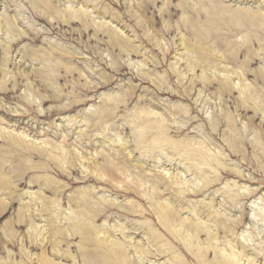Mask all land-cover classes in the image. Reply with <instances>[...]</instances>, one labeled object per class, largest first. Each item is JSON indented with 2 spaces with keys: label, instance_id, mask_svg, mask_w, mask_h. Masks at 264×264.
Segmentation results:
<instances>
[{
  "label": "rangeland",
  "instance_id": "rangeland-1",
  "mask_svg": "<svg viewBox=\"0 0 264 264\" xmlns=\"http://www.w3.org/2000/svg\"><path fill=\"white\" fill-rule=\"evenodd\" d=\"M40 1L0 0V128L11 127L15 134L24 131L30 134V138L38 139L35 140L39 141L38 145L50 142L55 149L60 146L57 150H61L62 143L66 141L65 145L70 149L72 159L69 157L67 163L60 162L41 146L17 140L9 134L0 135V264H41L36 262L41 259L45 260L44 264H117L116 260L107 257L105 251L97 247L95 242L98 240L90 235L91 232L99 235L105 230L113 235L117 233V240L126 241L124 248L129 249L128 264H148L147 261L172 264L170 258L178 255H169V251L162 246L163 253L158 251V247H153L149 226L154 220L158 221L149 216L151 209L148 198L141 192L136 193L137 186L132 185V192L125 195L118 194L107 185L94 182L93 178L91 181L87 180L83 173L86 170L81 168L79 161L82 155L75 152V148L85 156H93L91 159L99 167L104 166L103 169H113L111 160L115 158L117 165H126L127 169L130 167L134 177L137 176L136 179L138 175H143L148 186L154 182V177L160 176L162 169H171L174 174L181 175V181L185 185H181V188L190 186L191 190L199 192L197 196H189L185 200L182 197V210L185 214L188 213V208L191 210L190 204H203L205 200L204 203L210 206V197L216 199L212 211L223 213L230 220L231 217H245L253 200L264 205V27H259V32L255 31L258 33L255 37L250 36L257 41L250 47V52L245 54V48L236 52L235 46L243 42L244 35H252L254 31L245 30L246 33L239 34L240 38L237 34L229 33L230 27H234L233 17L227 15L225 20L222 19L224 13H239L246 9H250L249 13L253 15L260 11L258 5L254 6L252 0H204L205 5L198 0H75L82 3L80 5L67 3L66 0H51L52 6L45 7ZM68 5H73L77 10L82 5L86 8L91 5L95 9H88L91 18L84 16V22L83 17L81 20L75 18L71 10L65 12ZM221 6L225 8L223 13ZM204 9L208 10L207 13ZM96 10L105 13V16L98 17ZM107 23L110 25L106 26ZM8 24L16 33L14 30L13 34L8 33ZM218 30L225 36L215 38L214 32L217 33ZM198 32H201L200 35ZM203 32L210 38L203 36ZM181 34L186 35L191 44L203 42L201 45L205 48L209 45L208 48L213 50L209 53L210 59L214 60L218 71L203 61L196 63L195 58H192V62L196 67L188 68L186 53L183 58L173 61L177 49L176 40ZM157 37L163 39V45H169L168 51H164L158 44ZM198 38L199 42L196 41ZM226 38L229 39L226 47L216 49L219 42L224 43ZM119 40L129 52L121 48ZM129 43L133 44V48ZM224 57L234 59L235 62L230 64ZM250 57H255L254 61ZM246 58L250 64L245 66ZM52 67L55 72H51L54 71ZM175 69L178 71L176 75ZM216 73L221 77H217ZM203 77L209 79V83ZM226 79H230L227 80L230 82L226 83ZM166 82L169 84L166 85ZM222 85H227L226 89ZM225 119L233 121L237 132L233 134L227 128ZM43 133L48 134V137L44 138ZM157 137L162 138L161 145H158L160 142L154 143ZM228 138L234 139L238 144L232 142L234 147ZM143 141L151 144L152 149L143 148L146 145L141 143ZM133 161H138L141 165L133 168ZM189 161L194 164V172L188 169ZM164 164L166 167L162 166ZM182 171L183 174H180ZM58 172L63 176L59 177ZM117 174L125 182L127 175L123 176L120 172ZM214 176L220 178L216 186L200 192L203 187L201 180H210ZM113 186L117 187V182ZM43 189L47 191L44 193ZM248 189L256 191L255 198L230 203L224 199L229 192L244 194ZM84 190L91 191L92 197L86 195L87 199H84L80 194ZM166 193V198H171L173 202L179 197L177 192ZM111 200L116 201L110 205ZM84 202L88 208L81 211L78 206ZM39 203H43L42 206ZM132 206L139 212H132ZM74 221L83 222L82 232L76 234L71 228ZM54 223L60 226L59 233L54 234ZM122 223L125 225H121ZM246 224L235 229L237 237L242 235ZM45 231L51 233L48 235L51 236L48 243L44 240ZM148 232L150 235H147ZM155 233L164 242L174 246L165 232L164 234L157 229ZM229 234L231 233L228 232ZM256 240L252 242L254 245L251 244L250 253L258 249L257 244L264 247V235L256 237ZM127 243H142L143 256L147 254L148 260L140 262L141 255H136L132 246ZM156 254L161 256L157 257Z\"/></svg>",
  "mask_w": 264,
  "mask_h": 264
},
{
  "label": "bare ground",
  "instance_id": "bare-ground-1",
  "mask_svg": "<svg viewBox=\"0 0 264 264\" xmlns=\"http://www.w3.org/2000/svg\"><path fill=\"white\" fill-rule=\"evenodd\" d=\"M65 1V0H64ZM67 1V3H78L77 1H75V0H66ZM81 1V0H80ZM199 1V3H202V5L204 4V0H198ZM198 1H197V5H198ZM206 1V0H205ZM216 1V0H215ZM246 1V0H245ZM90 2H92V1H90ZM249 2V1H248ZM35 3V2H34ZM40 3L41 4H44V6L45 7H48V6H52L51 5V3H52V1L51 0H41L40 1ZM145 3V2H144ZM206 3V2H205ZM252 3H254V6L255 5H258V7H260L261 9H260V11H258L257 13H253V15H250V13H249V11H250V9L248 10V9H246V10H248V11H246V10H243V11H241V12H239V13H236V12H230V13H233L232 15H230V13L228 14H223V20H225V16H231V17H233V23H234V27H230V29H229V33L230 34H237V35H239V34H242L243 32H245V30L247 31V30H253L254 32V34H250L249 33V35H244V37L242 38V40H243V42H240V43H238V45H236L235 43V47H236V49H235V51L236 52H241L242 50H243V48H245V54H248L249 52H250V47L251 46H253L254 44V42L255 41H257V40H254L253 38L255 37V34H258V33H255V31H257L258 30V28L259 27H261V29H262V27H264V0H252ZM79 4V3H78ZM80 4H82V3H80ZM79 4V5H80ZM89 4V3H88ZM209 4V3H208ZM216 4H217V2H216ZM221 4H223V3H221ZM241 4V3H240ZM249 4V3H248ZM85 5V4H84ZM84 5H82V7H80L78 10L75 8V7H73V5H68L67 7H66V9H65V12H67V10L69 11V10H71V12H74V13H72V14H74V16H75V18H77V19H82V17H83V20H84V16H89L88 15V9H90V8H92V9H95V7L94 6H91V5H87V8H86V6H84ZM205 5V4H204ZM247 5V4H246ZM240 6V5H239ZM252 6H253V4H252ZM43 7V6H42ZM142 7V6H141ZM140 7V8H141ZM225 7H227V6H225ZM44 8V7H43ZM139 8V9H140ZM221 8H222V6H221ZM243 8V7H242ZM255 8V7H254ZM210 9V8H209ZM223 9V8H222ZM222 9H220V11L222 10ZM225 9V8H224ZM224 9L222 10V13H223V11H224ZM47 10V9H46ZM109 10V9H108ZM142 10V9H141ZM198 10V9H197ZM204 10H206V9H204ZM239 10V9H238ZM93 11V10H92ZM187 11V10H186ZM207 11L208 10H206V13H207ZM229 11V10H228ZM90 12V11H89ZM108 12V11H107ZM111 12H112V10H111ZM196 12V11H195ZM198 12V11H197ZM96 13H98V17H99V15H102V16H105V13H99V12H97V10H96ZM66 14V13H65ZM115 14V13H114ZM255 14V15H254ZM186 15H187V13H186ZM197 15H199V14H197ZM209 15V14H208ZM212 15V14H211ZM210 15V16H211ZM73 16V17H74ZM95 16V15H94ZM119 16V15H118ZM121 16V15H120ZM209 16V17H210ZM213 16V15H212ZM256 16V19H253V17H255ZM69 17H71V16H69ZM90 17V16H89ZM101 17V16H100ZM109 17V16H108ZM193 17V16H192ZM91 18V17H90ZM96 18V17H95ZM115 18V17H114ZM122 18V17H121ZM214 18H215V15H214ZM72 19H74V18H72ZM71 19V20H72ZM80 19V20H81ZM184 19H186V18H184ZM207 19V18H206ZM66 20H68V19H66ZM89 20V19H88ZM87 20V21H88ZM96 20V19H95ZM98 20V19H97ZM120 20V19H119ZM123 20V19H122ZM121 20V21H122ZM76 21V20H75ZM78 21V20H77ZM86 20H84V22H85ZM90 21V20H89ZM121 21H120V23H121ZM195 21V20H194ZM199 21V20H198ZM210 21V20H209ZM212 21V20H211ZM6 22V21H5ZM13 22V21H12ZM92 22H93V20H92ZM188 21H186V23H187ZM196 22H197V20H196ZM67 23H68V21H67ZM185 23V24H186ZM189 23V22H188ZM213 23V22H212ZM13 24V23H12ZM91 24V23H90ZM102 24H104V22L102 23ZM106 24V23H105ZM113 24V23H112ZM218 24H220V23H218ZM260 24V25H259ZM83 26H84V24H82ZM88 25V24H87ZM93 25V24H92ZM108 25H110V24H108L107 23V25L106 26H108ZM99 26H102V25H99ZM122 26V25H121ZM120 26V27H121ZM124 26V25H123ZM222 26V25H221ZM7 30H8V33H10V34H13V30L15 31V29H13V27L10 25V24H8L7 26ZM85 27V26H84ZM97 27H98V25H97ZM118 27V26H117ZM185 27V26H184ZM198 27H200L199 25H198ZM211 27V26H210ZM213 27V26H212ZM218 27V26H217ZM224 27V26H223ZM87 28V27H86ZM106 28V27H105ZM104 28V29H105ZM125 28V27H124ZM124 28H122V29H124ZM219 28V27H218ZM107 29V28H106ZM105 29V30H106ZM119 29V28H118ZM191 29H193V28H191ZM195 29V28H194ZM193 29V30H194ZM196 29H198L197 27H196ZM195 29V30H196ZM222 29V28H221ZM179 30H180V28H179ZM187 30V29H186ZM193 30H192V34L194 35V33H193ZM199 30V29H198ZM97 31V30H96ZM100 31H102V30H100ZM100 31H99V33H100ZM108 31H109V29H108ZM114 31V30H113ZM112 31V32H113ZM115 31H116V29H115ZM126 31H127V29H126ZM199 31H201V30H199ZM223 31H224V29H223ZM5 32H7L6 31V29H5ZM117 32V31H116ZM209 32V31H208ZM257 32H259V31H257ZM261 32V31H260ZM7 33V34H8ZM15 33H16V31H15ZM103 33H104V31H103ZM115 33V32H114ZM182 33V32H181ZM200 33L201 32H198L197 34H199L200 35ZM210 33V32H209ZM246 33V32H245ZM98 34V33H97ZM108 34H109V32H108ZM248 34V33H247ZM16 35V34H15ZM18 35V34H17ZM95 35H96V32H95ZM105 35V34H104ZM124 35V34H123ZM133 35V34H132ZM199 35H197V36H199ZM202 35L203 36H205L206 38H210V36H208V34L206 35V33L205 32H203L202 33ZM214 37L215 38H218V39H220L222 36H225V35H223L221 32H219V30H218V32L216 33V31L214 32ZM261 35H263V33L261 34ZM11 36V35H10ZM9 36V37H10ZM97 36V35H96ZM109 36V35H108ZM110 36H111V34H110ZM109 36V37H110ZM112 36H114V38H115V35L114 34H112ZM135 36V35H134ZM186 36V35H185ZM185 36H183L182 34L181 35H179L178 36V38H177V40H176V52H175V54H174V57H173V61L174 60H176V59H178V58H183L184 57V53H186L187 54V58H186V64H187V66H188V68H191V69H194L195 67H196V64L194 63V62H192V58H195L196 59V63L199 61H203L205 64H207V65H209V66H211L213 69H215V71H218V69H216V67L214 66V60L212 59H210V56H209V53L210 52H212L213 50H211V48L209 47L208 48V46L205 48V47H203L201 44L203 43H196V44H191L190 42H188V41H190L189 39H187ZM190 36V35H189ZM196 36V35H195ZM229 36H231V35H229ZM240 36V35H239ZM239 36H238V38H239ZM250 36H254L253 38H251ZM12 37H13V35H12ZM20 37V36H19ZM117 37V36H116ZM120 36H118L117 38H119ZM162 37V36H161ZM200 37V36H199ZM204 37V38H205ZM262 37V36H261ZM126 38H127V36H126ZM126 38H125V41H126ZM196 38V37H195ZM195 38H193V39H195ZM206 38H205V40H206ZM228 38H230V37H228ZM228 38H226V39H224L223 41H225L224 43H222V41L221 42H219V44L218 43H216V44H218L219 46H217L218 48H216V49H219V47H222V48H225L226 47V45L229 43V39ZM240 38H241V36H240ZM251 38V39H250ZM10 39H11V37H10ZM16 39H18V38H16ZM138 39V38H137ZM111 37H110V42H111ZM128 40V39H127ZM202 40H204V39H202ZM204 40V43L206 42ZM123 41H124V39H123ZM124 41V42H125ZM157 41H158V44L163 48V50L164 51H168L169 50V45H167V44H165V45H163L162 44V42L163 43H165L164 41H163V39L162 38H160V37H157ZM196 41H200L199 40V38H198V40H196ZM215 41V40H214ZM238 41V40H237ZM130 42V41H129ZM142 42V41H141ZM195 42V41H194ZM9 43V42H8ZM118 43L120 44V46H121V48L122 49H124L125 51H127V47H129L128 46V44H127V41H126V44H127V47L123 44V42H121L120 40L118 41ZM137 43H139V42H137ZM231 43V42H230ZM130 45H131V43H129ZM141 44V43H140ZM3 45V44H2ZM115 45V44H114ZM133 45V44H132ZM131 45V46H132ZM204 45V44H203ZM225 45V46H224ZM256 45H257V43H256ZM117 46V45H116ZM119 46V47H120ZM10 47V46H9ZM8 47V48H9ZM115 47V46H114ZM119 47H117V48H119ZM160 47V48H161ZM7 48V47H6ZM116 48V47H115ZM131 48H133V46L131 47ZM254 48H255V46H254ZM129 49V48H128ZM144 49V48H143ZM214 49V48H213ZM6 50V49H5ZM131 51V50H130ZM133 51H134V49H133ZM141 51V50H140ZM234 51V52H235ZM64 52V51H63ZM127 52H129V51H127ZM151 53V52H150ZM233 53V52H232ZM257 53V52H256ZM259 54H260V52H258ZM37 54V53H36ZM131 54H133V52L131 53ZM147 54H148V52H147ZM213 54V53H212ZM255 54V53H254ZM32 55V54H31ZM34 55V54H33ZM40 55V54H39ZM35 56V55H34ZM34 56H31V57H34ZM155 56V55H154ZM218 56V55H217ZM248 56V55H247ZM36 57V56H35ZM42 57V56H41ZM46 57H47V55H46ZM57 57V56H56ZM61 57V56H60ZM73 57V56H72ZM156 57V56H155ZM154 57V58H155ZM165 57V56H164ZM213 57V56H212ZM249 57V56H248ZM257 57V56H256ZM39 58H40V56H39ZM58 58V57H57ZM215 58V57H214ZM225 58V60H226V62H229L230 64L231 63H233V62H235V60L234 59H231V58H228V57H224ZM250 58H252V60L253 59H255V57H250ZM261 58H262V56H261ZM35 59H37V57L35 58ZM153 59V58H152ZM222 59V58H221ZM247 60H245V66H246V64H250L249 63V60H248V58H246ZM42 60V59H41ZM40 60V61H41ZM60 60V59H59ZM155 60V59H154ZM219 60H220V58H219ZM61 61H62V59H61ZM65 61V60H64ZM71 61V60H70ZM182 61V60H181ZM251 61V60H250ZM254 61V60H253ZM49 62V61H48ZM69 62V61H68ZM157 63H158V61H156ZM198 62V63H199ZM216 62V61H215ZM225 62V63H226ZM67 63V62H66ZM65 63V64H66ZM228 63V64H229ZM218 64V63H217ZM227 64V63H226ZM179 65V64H178ZM264 65V64H263ZM46 66V65H45ZM208 66V67H209ZM221 66V65H220ZM171 67V66H170ZM218 68H219V66H217ZM53 68V70H54V67H52ZM63 68V67H62ZM61 68V69H62ZM73 68V67H72ZM71 68V69H72ZM221 68V67H220ZM172 71H174V70H172ZM221 71H222V68H221ZM47 72H49V71H47ZM51 72H55V70L54 71H51ZM203 72V71H202ZM264 72V71H263ZM148 73V72H147ZM146 73V74H147ZM176 73H178V71H177V69H175V75H176ZM214 73V72H213ZM49 74V73H48ZM217 74V77L218 76H220V75H218V73H216ZM223 74H225V73H223ZM214 75V74H213ZM225 75H228L229 76V74H225ZM224 75V76H225ZM50 76V75H49ZM149 76V75H148ZM153 76V75H152ZM177 76H179V74L177 75ZM184 76V75H183ZM150 77V76H149ZM154 77V76H153ZM216 77V78H217ZM221 77V76H220ZM55 78V77H54ZM204 79H206V77H203ZM231 78V77H230ZM194 79H196V78H194ZM199 79V78H198ZM202 79V78H201ZM200 79V80H201ZM209 80V79H208ZM208 80L206 79V81H207V83H209L208 82ZM213 80V79H212ZM227 80H230V79H226V83H228V82H230V81H227ZM106 81H107V79H106ZM156 81H158V80H156ZM210 81V80H209ZM219 81V80H218ZM197 82V81H196ZM199 82V81H198ZM203 82V81H202ZM204 82H205V80H204ZM107 83V82H106ZM164 83V82H163ZM168 82H166V85H168L167 84ZM165 84V83H164ZM163 84V85H164ZM193 84V83H192ZM195 84V83H194ZM206 84V83H205ZM224 84V83H223ZM159 85H161V84H159ZM210 85H212V84H210ZM230 86H231V84H229ZM158 86V85H157ZM162 86V85H161ZM165 86V85H164ZM227 86V85H226ZM226 86L224 85V87H223V85H222V87L224 88V89H226ZM234 86V85H233ZM207 87V86H206ZM159 88H161V87H159ZM163 88V87H162ZM222 88V89H223ZM240 88V87H239ZM167 89V88H166ZM228 90H230V89H228ZM246 90V89H245ZM163 91V90H162ZM224 92V91H223ZM226 92V91H225ZM228 92V91H227ZM230 92V91H229ZM191 93V92H190ZM58 95H60V94H58ZM189 95V94H188ZM59 97V96H58ZM76 97V96H75ZM79 97V96H78ZM186 97V96H185ZM191 97V96H190ZM245 98H246V96H244ZM57 98V97H56ZM60 98V97H59ZM115 98V97H114ZM113 98V99H114ZM189 98V97H188ZM58 99V98H57ZM186 99H187V97H186ZM249 99H246V101L248 102V103H250V101H248ZM74 101H76V99L74 100ZM83 102V101H82ZM71 103V102H70ZM76 103V102H75ZM74 103V104H75ZM81 103V102H80ZM84 103V102H83ZM78 104V103H77ZM76 104V105H77ZM41 105H42V103H41ZM66 107V106H65ZM70 107V106H69ZM104 107V106H103ZM103 107H101V108H103ZM63 108V107H62ZM61 108V109H62ZM13 109H15V108H13ZM42 109V108H41ZM63 109H65V108H63ZM20 110V109H19ZM69 110V109H68ZM188 110V109H187ZM187 110H185V111H187ZM191 111H193L194 112V109L193 108H191ZM191 111H189V112H191ZM25 112V111H24ZM100 112V111H99ZM188 112V111H187ZM47 113V112H46ZM52 113V112H51ZM101 113V112H100ZM103 114V113H102ZM101 114V115H102ZM39 115V114H38ZM224 114H222V118L224 117L223 116ZM100 116V115H99ZM103 116V115H102ZM225 117H227V116H225ZM1 118V117H0ZM100 118V117H99ZM110 118V117H109ZM218 118V117H217ZM231 118V117H230ZM111 119V118H110ZM224 119V118H223ZM6 120V119H5ZM217 119H215V123H217V121H216ZM64 121V120H63ZM66 121V120H65ZM214 121V120H213ZM227 121V123H228V126H227V128L229 127V129H230V131L231 132H233V134L235 133V132H237V130H235V127L236 126H234L233 125V121H230V120H227V119H225V122ZM2 122H3V120H2ZM11 122V121H10ZM4 123H5V121H4ZM71 123V122H70ZM69 123V124H70ZM215 123H213V124H215ZM16 124V123H15ZM218 124V123H217ZM216 124V125H217ZM1 125H3L2 123H1ZM215 125V126H216ZM3 126H5L6 127V125H3ZM8 126V125H7ZM152 126V125H151ZM213 128H214V125H211ZM15 127V126H14ZM13 127V128H14ZM153 127V126H152ZM8 129H2V128H0V135H3V134H9V135H11V136H13V137H15L17 140H21V141H25L26 143H31V144H33V145H38V142L39 141H35V140H38V139H34V138H30V134L29 133H24V131L22 132V131H19V132H21V133H18L17 131H16V133H18V134H15L14 132V130H12V128L11 127H7ZM70 128V127H69ZM142 129H143V127H142ZM12 130V131H11ZM28 131V130H27ZM239 131V130H238ZM162 132V131H161ZM229 132V131H228ZM31 134H32V132H31ZM44 134V133H43ZM116 134H117V132H116ZM139 134H140V131H139ZM228 137H230V134L228 133ZM235 135H237V134H235ZM33 136V135H32ZM34 136H36V135H34ZM33 136V137H34ZM232 136V135H231ZM37 137H38V135H37ZM43 137L44 138H47L48 137V134H44L43 135ZM59 137V136H58ZM150 137V136H149ZM148 137V138H149ZM232 138V137H231ZM235 138V137H234ZM159 139H161V140H159ZM229 139V138H228ZM227 139V141H229ZM236 139V138H235ZM55 140V139H54ZM64 140V139H63ZM126 140V139H125ZM156 141H154V143H157L158 144V142H160L158 145H161V141H163L162 140V138L161 137H157L156 139H155ZM234 140V139H233ZM233 140H230L229 142H230V144L233 142L234 144H238V143H236V142H234ZM40 141H42V140H40ZM65 141V140H64ZM108 141V140H107ZM240 141V140H239ZM66 142V141H65ZM65 142H63L62 143V148H61V150H57V149H55L54 148V146L50 143V142H44L43 144H39L38 146H41L46 152H49V153H51L55 158L57 157L59 160H60V162H65V163H67L68 162V160H69V157H70V155H71V152H70V149L69 148H66V145H65ZM124 142V141H123ZM52 143H53V141H52ZM67 143V142H66ZM125 143H127V142H125ZM142 144H146L143 148H147V150H150V149H152L151 147H152V145L151 144H149L147 141L146 142H141ZM227 143V142H226ZM232 143V144H233ZM229 144V143H228ZM234 144H233V146H234ZM57 145V144H56ZM141 145V144H140ZM177 145V144H176ZM188 145V144H187ZM239 145H240V142H239ZM15 146V145H14ZM124 146V145H123ZM232 146V145H231ZM236 146H238V145H236ZM11 147V146H10ZM76 147H77V145H76ZM124 147H126V145L124 146ZM235 147V146H234ZM239 148H240V146H238ZM20 148V147H19ZM71 148V147H70ZM80 148V147H79ZM178 148V146L176 147V149ZM237 148V147H236ZM15 150H16V148H15ZM75 150V152H79L80 153V156L82 155V159L81 160H79V158H78V160L81 162L80 164H81V168L83 167L86 171H83V173H84V175H85V178L87 179V180H90L91 178H93V181L94 182H96V183H100V184H104V185H107V186H109V187H111V188H113V189H115L116 191H117V193L118 194H125V195H127L130 191H131V189H133L132 187V185H136L137 187H136V193H139V192H141L142 193V195H144V197H147L148 198V202H149V205H150V209L151 210H149V212H150V217L152 218V219H154V218H157V221L158 222H155V220H154V222L152 223V224H150V234H149V232H148V234L147 235H150V238H151V241H152V244H153V247H158V251L160 252V253H163L162 251V249H161V246L162 247H165V250L166 251H169V255L170 254H173V253H178V255L177 256H172L171 258H170V262L172 263V264H189L188 262H192L193 264H264V247H261V245L260 244H257L258 245V249H255V251L253 252V253H250V247L252 246V245H254V244H252V242H254V241H257L256 240V237H263V235H264V205H263V203H259L260 201H255V200H253L254 202L252 203V205L250 206V207H248V213H246L245 214V217H243V216H241L240 218L239 217H231L232 218V220H230V219H227V217H226V215H222V214H219V213H214L213 211H212V207H213V205H214V203L216 202V199L213 197V198H211L210 197V203H211V205L210 206H208V205H206L205 203H204V201H203V204H190V207H191V210L188 208V213L187 214H185L184 213V211L182 210V207L184 206L183 205V200H182V197L184 196V200L187 198V197H189V196H194V195H196L197 196V194L199 193V192H196V191H193V190H191L190 189V186H187L186 188H184L183 186H182V188H181V185H184L183 183H182V181H181V175H179V174H174V172H172L171 171V169H165L164 167H166V165L164 164V165H162V166H164L163 168L164 169H162V173L160 174V176H158V177H154L155 178V180H154V182L151 184V186H148L149 184L145 181V177L143 176V175H141V176H139L138 175V179H136V177H134V175L131 173L132 171H131V169H130V167H129V169H127L126 168V165H125V167H121V166H119V164L117 165L116 164V162H115V158H112L113 160H111V162H112V168L113 169H110L109 168V166H108V168H109V170H107L106 168V170L105 169H103V167H99L98 165H97V162H95L94 161V159H91L93 156H85L84 155V153H82V152H80V150L78 149V148H75L74 149ZM120 150V149H119ZM178 151V150H177ZM181 151V150H180ZM119 152V151H118ZM165 152V151H164ZM120 153V152H119ZM163 153V152H162ZM8 154V153H7ZM11 154V153H10ZM91 154V153H90ZM129 154H131L130 152H129ZM165 154V153H164ZM222 154V153H221ZM15 155V154H14ZM30 155V154H29ZM176 154H174V156H175ZM17 156V155H16ZM18 156H20V158H21V155H18ZM42 156V155H41ZM15 157V156H14ZM26 157V156H25ZM28 157V156H27ZM32 157V156H31ZM112 157H114V156H112ZM22 158H23V156H22ZM71 159H72V157H70ZM51 159V158H50ZM98 159V158H97ZM122 159V158H121ZM54 160V159H53ZM118 160V159H117ZM162 160V159H161ZM193 159H191V161H192ZM77 161V160H76ZM191 161H189L188 162V169H189V171H192V172H194V170H195V167H194V164H190L191 163ZM4 162V161H3ZM52 163V162H51ZM55 163H56V160H55ZM108 163V162H107ZM171 163V162H170ZM52 164H54V163H52ZM109 164L111 165V163L109 162ZM122 164V163H121ZM124 164H126V163H124ZM132 164V165H131ZM130 165L133 167V168H136V167H138V166H140L141 164L138 162V161H133L132 163H131ZM187 164V163H186ZM47 165H49V164H46V166ZM57 165V164H56ZM123 165V164H122ZM129 165V164H128ZM176 165V164H175ZM185 165V164H184ZM60 167H62L61 165H59ZM64 166V165H63ZM69 166V165H68ZM71 166V165H70ZM69 166V167H70ZM73 166V165H72ZM106 167H107V165H105ZM37 168H38V165L36 166ZM51 167V166H50ZM75 167V166H74ZM128 167V166H127ZM172 167V166H171ZM5 168V167H4ZM27 168V167H26ZM40 168V167H39ZM47 168V167H46ZM63 169V168H62ZM83 169V170H84ZM160 169V168H159ZM177 169V168H176ZM185 169V168H184ZM25 170V169H24ZM27 170V169H26ZM55 170V169H54ZM77 170V169H76ZM114 170V171H113ZM201 170V169H200ZM3 171H4V169H3ZM2 171V172H3ZM33 171V170H32ZM69 171V170H68ZM78 171V170H77ZM81 171H82V169H81ZM175 171V170H174ZM177 171V170H176ZM206 171V170H205ZM4 172H6V171H4ZM3 172V173H4ZM8 172V171H7ZM13 172V171H12ZM117 172L119 173H122V175L124 176V175H127L126 176V180H125V182L124 181H122V180H120V178H119V176H120V174H119V176H118V174H117ZM130 173V174H128V173ZM181 172V171H180ZM0 173H1V171H0ZM74 173V172H73ZM151 173V172H150ZM156 173V172H155ZM154 173V174H155ZM158 173V172H157ZM198 173V172H197ZM197 173H195V174H197ZM26 174V172L24 171V175ZM71 174V173H70ZM180 174H183V171H182V173H180ZM186 174V173H185ZM2 175H4V174H2ZM1 175V176H2ZM136 175V174H135ZM198 175V174H197ZM203 175V174H202ZM233 175V174H232ZM10 176H11V174H10ZM58 176L59 177H61V176H63V175H61V173H59L58 172ZM183 176V175H182ZM203 176H205V175H203ZM211 176V175H210ZM2 177H4V176H2ZM40 177V176H39ZM202 177V176H201ZM207 177V176H206ZM43 178H45V177H43ZM125 177H123V179H124ZM162 178V179H161ZM188 178H190V177H188ZM193 178V177H192ZM194 178H195V176H194ZM5 179H7V178H5ZM37 179V178H36ZM48 179H50V178H48ZM186 179V178H185ZM9 180H12V178L11 179H9ZM54 180V179H53ZM7 181V180H6ZM5 181V182H6ZM40 181V180H39ZM42 181V180H41ZM44 181V180H43ZM42 181V182H43ZM50 181V180H49ZM91 181V180H90ZM122 181V182H121ZM149 181V180H148ZM202 181V183H203V187L202 188H200V192L202 191V190H208L209 188H211V186H213V185H215L217 182H219L220 181V178L218 177V176H214V177H211V179L209 180V179H202L201 180ZM45 182V181H44ZM54 182V181H53ZM117 182V187H115V186H113V185H115V183ZM11 183V182H10ZM36 183V182H35ZM50 183V182H49ZM12 184V183H11ZM48 184V183H47ZM194 184V183H193ZM34 185V184H33ZM52 185V184H51ZM50 185V186H51ZM134 185V186H135ZM10 186V185H9ZM55 186V185H54ZM163 186H166V188L165 189H163ZM185 186V185H184ZM199 186V185H198ZM216 186V185H215ZM64 186H62V188H63ZM195 187V186H194ZM193 187V188H194ZM248 187V186H247ZM11 188H15V187H11ZM92 188V187H91ZM96 188V187H95ZM249 188V187H248ZM15 189H17V188H15ZM47 189V188H46ZM99 189V188H98ZM196 189H198V188H196ZM241 189H243V188H241ZM44 190V193L47 191H45V189H43ZM56 187H55V195H56ZM195 190V189H194ZM199 190V189H198ZM197 190V191H198ZM210 190V189H209ZM240 189H238V191H239ZM247 189H245V191H246ZM60 191H63V189L62 190H60ZM85 191V190H84ZM134 191H135V189H134ZM169 191H172V192H177L176 194L178 195L179 194V197L173 202V201H171V198L169 199V198H166V192H169ZM11 192H12V190H11ZM43 192V191H42ZM57 192H59V191H57ZM94 192H95V190H94ZM132 192V191H131ZM243 192H244V190H243ZM242 192V193H243ZM2 193V192H1ZM35 194V193H34ZM59 194V193H58ZM80 194H82L83 195V198L84 199H87L85 196L87 195V196H90V197H92L91 196V191H85V192H83V193H80ZM259 194V193H258ZM3 195V194H2ZM44 195V194H43ZM96 195V194H95ZM257 195V193H256V191L255 190H253V189H248V192H244V194H238V193H236L235 192V194H233L232 192H229V193H227V195H226V197L224 198L225 200H226V202L227 203H230V202H232V201H235V200H240L241 201V199H243V200H251V199H253V198H255V196ZM7 196V195H6ZM29 196V195H28ZM37 196H42V195H37ZM137 196V195H136ZM139 196V195H138ZM223 196V195H222ZM33 197V196H32ZM58 197V196H57ZM57 197H56V200H57ZM118 197V196H117ZM169 197V196H168ZM46 198V197H45ZM44 198V199H45ZM141 198V197H140ZM158 198H161V199H158ZM262 198V197H261ZM2 199V198H1ZM26 199H28V197L26 198ZM31 199V198H30ZM33 199V198H32ZM35 199V198H34ZM109 199V198H108ZM117 199V198H116ZM263 199V198H262ZM38 201L40 202V200L38 199ZM45 201V200H44ZM88 201V200H87ZM108 201V200H107ZM116 201V200H115ZM115 201H112L111 200V202H110V205H111V203H114ZM208 201V200H207ZM263 201V200H262ZM49 202V201H48ZM47 202V203H48ZM138 202V201H137ZM141 202V201H140ZM192 202V201H191ZM199 202V201H198ZM209 202H207V203H209ZM225 202V201H224ZM53 203V202H52ZM91 203V202H90ZM94 203V202H93ZM189 203V202H188ZM195 203H197V201L195 202ZM202 203V202H201ZM40 204V203H39ZM43 204V203H42ZM42 204H40L41 206H42ZM86 204L87 203H83V204H81L80 206H78L79 207V210H81V211H85L87 208H86ZM27 205V204H26ZM50 205V204H49ZM71 205H72V203H71ZM109 205V204H108ZM216 205V204H215ZM219 205V204H218ZM223 205V204H222ZM221 205V206H222ZM24 206V205H23ZM88 206V205H87ZM122 206V205H121ZM237 206V205H236ZM50 207V206H49ZM54 207V206H53ZM76 207V206H75ZM78 207L76 208V209H78ZM123 207V206H122ZM48 208V207H47ZM51 208H52V206H51ZM126 208V207H125ZM185 208V207H184ZM215 209V208H214ZM219 209V208H218ZM21 210V209H20ZM23 210V209H22ZM25 210V209H24ZM32 210V209H31ZM42 210V212H44V210L43 209H41ZM48 210V209H47ZM50 210V209H49ZM52 210V209H51ZM57 210V209H56ZM55 210V211H56ZM132 212H135V213H137V212H139V211H137V209L136 208H134L133 206H132V209H130ZM185 210H187L186 208H185ZM28 211V210H27ZM142 211V210H141ZM218 211V210H217ZM226 211V210H225ZM51 212V214H52V211H50ZM54 212V211H53ZM58 212V211H57ZM79 212V211H78ZM96 212V211H95ZM243 212V211H242ZM71 213H72V211H71ZM74 213V212H73ZM80 213V212H79ZM84 212H82V214H83ZM221 213V212H220ZM229 213V212H228ZM47 214V213H46ZM91 214V213H90ZM147 214V213H146ZM19 215H20V212H19ZM79 215V214H78ZM100 215H102V214H100ZM133 215V214H132ZM28 216V215H27ZM26 216V217H27ZM76 216H77V214H76ZM84 216V215H83ZM92 216V215H91ZM147 216V215H146ZM186 216V217H185ZM235 216V215H234ZM19 217V216H18ZM47 217V219H48V216H46ZM66 217V216H65ZM81 217V216H80ZM98 218H99V216H97ZM27 219V218H26ZM25 219V220H26ZM85 219H88V218H85ZM76 220V219H75ZM16 221H18V220H16ZM80 221V220H79ZM86 221V220H85ZM69 222H70V220H69ZM68 222V223H69ZM76 221H74V224H73V226L71 227V228H73L74 230H75V233L76 234H78L79 232H82L83 231V222L81 223V222H76ZM49 223V222H48ZM67 223V224H68ZM85 223V222H84ZM86 223H88V222H86ZM90 223H91V221H90ZM120 223V222H119ZM247 223V224H246ZM242 224H246V228H245V230L243 231V233H242V235L239 237H237L236 235H237V231H235V229H237V227L238 226H240V225H242ZM88 225V224H87ZM121 225H125V223L123 224H121ZM120 225V226H121ZM115 226V225H114ZM117 226V225H116ZM46 227V226H45ZM66 227V226H65ZM69 227V226H68ZM123 227H125V226H123ZM129 227V226H128ZM44 228V227H43ZM62 228H63V226H62ZM121 228H122V226H121ZM126 228H127V226H126ZM157 229H158V231H162L164 234H165V236H167L168 235V237L170 238V239H172V242L174 243V246H172V245H170V243H168V242H164L163 240L164 239H162L161 238V236L159 235V234H156L155 232L157 231ZM68 230V229H67ZM111 230V229H110ZM109 230V231H110ZM139 230H140V228H139ZM49 231V230H48ZM53 231H54V234H56V233H59L60 232V226L58 225V224H53ZM71 231V230H70ZM126 231H128V230H126ZM37 232V231H36ZM67 232V231H66ZM112 232V231H111ZM228 232H230L231 234L233 233V235L231 236V234H229L231 237H229V235H228ZM45 233H46V231H45ZM44 233V234H45ZM71 233V232H70ZM51 233L50 232H48V233H46L45 234V242L46 243H48L49 242V238L51 239V236L50 237H48V235H50ZM67 234V233H66ZM65 234V235H66ZM117 234V233H116ZM113 235V234H111L110 232H108V231H106L105 230V232H100V234L98 235V234H96V233H94V232H91V236L94 238V239H96V240H98L97 242H95L96 243V245H97V247L98 248H100L101 250H103V251H105V253H106V256L107 257H109V258H111V259H114V260H116V262H117V264H128L129 263V255L127 254V253H129V252H127L128 250H126L128 247H126V249L124 248V244H126L125 242L126 241H124V242H121V241H119V240H117L118 239V234L117 235ZM61 235H62V233H61ZM124 235V237L126 238V236H125V234H123ZM127 235V234H126ZM42 236V235H41ZM44 236V235H43ZM233 237H235V238H233ZM41 238V237H40ZM46 238H47V240H46ZM128 238H129V236H128ZM165 238V237H164ZM203 238L205 239L206 238V240L205 241H203ZM120 239V238H119ZM166 239H167V237H166ZM124 240V239H123ZM168 240V239H167ZM128 241V240H127ZM263 241V240H262ZM23 242V241H22ZM142 242V241H141ZM87 243V242H86ZM133 243V242H132ZM256 243V242H255ZM262 243V242H261ZM127 244H130L131 245V243H127ZM145 244V243H144ZM172 244V243H171ZM252 244V245H251ZM46 245V244H45ZM48 245V244H47ZM43 246H44V242H43ZM132 246V250H134V253L136 254V255H141V258H140V262H144V261H147L148 259H147V254H146V256H143V252H144V248H143V244L141 243L140 245L139 244H132L131 245ZM46 247L47 246H44V249H46ZM145 247V246H144ZM151 247V246H150ZM147 248V247H146ZM43 250V249H42ZM148 250V249H147ZM166 251L164 252V253H166ZM133 252V251H132ZM147 252V251H146ZM131 253V252H130ZM148 253V252H147ZM26 254V253H25ZM30 254V253H29ZM52 254H55V253H53L52 252ZM57 254H60V253H57ZM24 255V254H23ZM62 255V254H61ZM131 255V254H130ZM42 256V255H41ZM53 256V255H52ZM60 256V255H59ZM63 256V255H62ZM134 256V255H133ZM156 256L158 257V256H161V255H158V254H156ZM211 256H213V259L211 258ZM135 257V256H134ZM143 257V258H142ZM30 258H32L31 256H30ZM41 258V257H40ZM61 258V257H60ZM137 258V257H136ZM167 258V257H166ZM27 259V258H26ZM62 259V258H61ZM60 259V260H61ZM151 259V258H150ZM153 259V258H152ZM168 259V258H167ZM132 260V259H131ZM138 260V259H137ZM169 260V259H168ZM167 260V261H168ZM159 261V260H158ZM36 262L37 263H41V264H44V262H45V260H36ZM148 262V264H156V263H154V262H152V261H147ZM155 262H157V261H155ZM49 264H50V262H49ZM166 264V263H165Z\"/></svg>",
  "mask_w": 264,
  "mask_h": 264
}]
</instances>
